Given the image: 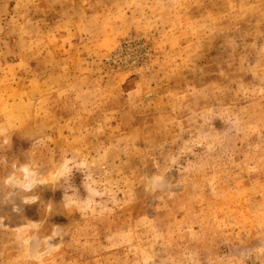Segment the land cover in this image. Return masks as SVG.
Masks as SVG:
<instances>
[{"label":"rangeland","instance_id":"rangeland-1","mask_svg":"<svg viewBox=\"0 0 264 264\" xmlns=\"http://www.w3.org/2000/svg\"><path fill=\"white\" fill-rule=\"evenodd\" d=\"M0 264H264V0H0Z\"/></svg>","mask_w":264,"mask_h":264}]
</instances>
